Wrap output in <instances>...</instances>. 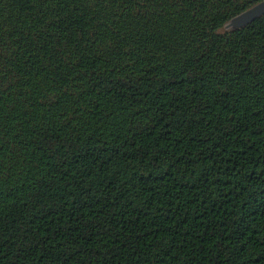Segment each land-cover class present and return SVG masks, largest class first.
Segmentation results:
<instances>
[{"label": "trees", "instance_id": "trees-1", "mask_svg": "<svg viewBox=\"0 0 264 264\" xmlns=\"http://www.w3.org/2000/svg\"><path fill=\"white\" fill-rule=\"evenodd\" d=\"M263 0H0V264H264Z\"/></svg>", "mask_w": 264, "mask_h": 264}, {"label": "water", "instance_id": "water-1", "mask_svg": "<svg viewBox=\"0 0 264 264\" xmlns=\"http://www.w3.org/2000/svg\"><path fill=\"white\" fill-rule=\"evenodd\" d=\"M262 16H264V0L231 19L227 28L237 29L246 27Z\"/></svg>", "mask_w": 264, "mask_h": 264}]
</instances>
